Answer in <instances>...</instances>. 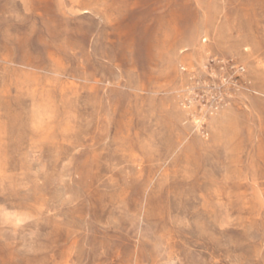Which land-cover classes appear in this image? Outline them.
<instances>
[{
    "label": "rangeland",
    "instance_id": "rangeland-1",
    "mask_svg": "<svg viewBox=\"0 0 264 264\" xmlns=\"http://www.w3.org/2000/svg\"><path fill=\"white\" fill-rule=\"evenodd\" d=\"M0 264H264V0H0Z\"/></svg>",
    "mask_w": 264,
    "mask_h": 264
}]
</instances>
